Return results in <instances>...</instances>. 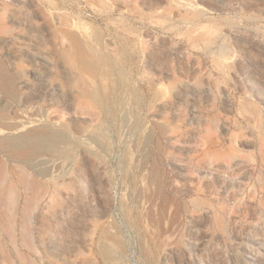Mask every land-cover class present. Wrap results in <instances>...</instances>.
Masks as SVG:
<instances>
[{
    "label": "rangeland",
    "instance_id": "obj_1",
    "mask_svg": "<svg viewBox=\"0 0 264 264\" xmlns=\"http://www.w3.org/2000/svg\"><path fill=\"white\" fill-rule=\"evenodd\" d=\"M0 264H264V0H0Z\"/></svg>",
    "mask_w": 264,
    "mask_h": 264
}]
</instances>
